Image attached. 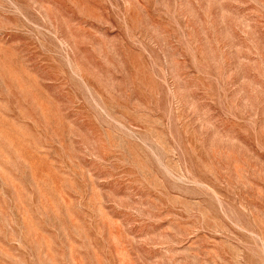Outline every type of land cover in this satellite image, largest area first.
<instances>
[{
    "label": "rangeland",
    "instance_id": "1",
    "mask_svg": "<svg viewBox=\"0 0 264 264\" xmlns=\"http://www.w3.org/2000/svg\"><path fill=\"white\" fill-rule=\"evenodd\" d=\"M0 264H264V0H0Z\"/></svg>",
    "mask_w": 264,
    "mask_h": 264
}]
</instances>
